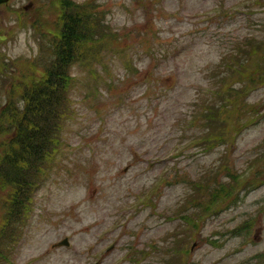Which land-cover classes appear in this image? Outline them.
<instances>
[{"label":"rangeland","instance_id":"374dc122","mask_svg":"<svg viewBox=\"0 0 264 264\" xmlns=\"http://www.w3.org/2000/svg\"><path fill=\"white\" fill-rule=\"evenodd\" d=\"M60 1L0 4V108L37 68ZM74 1L93 2L117 35L93 63L97 71H73L63 146L7 264H168V240L189 228L186 264H256L264 253V116L252 121L264 111V61L255 62L264 47L238 63V74L256 76L241 97L254 113L239 135V126L227 130L229 150L195 146L204 132L195 99L225 57L263 38L264 0ZM229 75L235 84L238 75ZM196 182L205 188L195 198ZM222 182L235 187L230 198L206 188ZM4 198L0 189V229ZM248 221L250 229L232 232ZM65 238L69 247L56 246Z\"/></svg>","mask_w":264,"mask_h":264},{"label":"trees","instance_id":"16d2710c","mask_svg":"<svg viewBox=\"0 0 264 264\" xmlns=\"http://www.w3.org/2000/svg\"><path fill=\"white\" fill-rule=\"evenodd\" d=\"M60 3V22L56 25V31L42 37L39 62L34 66L37 68L30 71L29 80L10 88V94L0 108V189L5 191V214L0 229V264L9 263V257L21 243L31 216L34 195L48 181V172L63 146L65 122L73 111L70 91L75 82L74 69L84 66L90 74L97 71L93 63L102 57L103 50L112 45L117 35L104 13L96 9L93 2L62 0ZM261 3L264 6V2ZM244 45L224 58L220 71L208 82L207 89L198 90L195 99L198 110L195 112H200L197 114L201 121L198 127L204 132L198 136L195 146H202L204 150L213 151L217 147H227L229 150L234 139L228 138L227 130L239 126V135L242 123L246 122H243L244 119L254 113L241 97L245 95L248 84L256 81V76L247 77L238 73L240 66L252 60L256 52L264 47V32L262 39L252 36ZM263 61L261 58L255 59L257 63ZM239 62L242 65H238ZM229 74H237L239 81L228 83L232 78ZM3 82L4 77L0 80V83ZM263 116L264 112L253 119L252 124ZM220 169L223 170V166ZM254 174L261 176L259 170ZM237 177L238 174H230L227 180L230 178L234 184H238ZM223 183L215 187L207 185L206 188L209 192L221 188L224 198H230L235 187ZM204 188L203 183L196 182L195 198ZM213 204L211 200L204 210H209ZM183 218L188 219V216ZM190 220L193 227H197V221L191 217ZM250 222L232 232L237 234L250 229ZM188 230L181 235V240L178 234L173 235V245L168 240V247L174 246L167 248L168 264H186L184 259L187 261L190 253L186 248L187 240L192 239L193 234V230ZM263 258L264 253L259 254L255 258L256 264H264L261 261Z\"/></svg>","mask_w":264,"mask_h":264},{"label":"water","instance_id":"95a60500","mask_svg":"<svg viewBox=\"0 0 264 264\" xmlns=\"http://www.w3.org/2000/svg\"><path fill=\"white\" fill-rule=\"evenodd\" d=\"M5 1H7V0H0V3H3ZM69 245H70V243L68 242L67 239H65L64 241L58 243L56 246H69Z\"/></svg>","mask_w":264,"mask_h":264},{"label":"flooded vegetation","instance_id":"af4514ba","mask_svg":"<svg viewBox=\"0 0 264 264\" xmlns=\"http://www.w3.org/2000/svg\"><path fill=\"white\" fill-rule=\"evenodd\" d=\"M9 1V0H8Z\"/></svg>","mask_w":264,"mask_h":264}]
</instances>
